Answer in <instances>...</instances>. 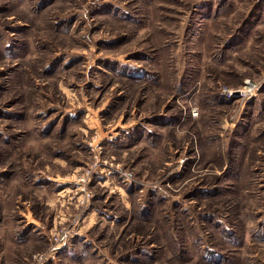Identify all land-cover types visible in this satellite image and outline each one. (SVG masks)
<instances>
[{
    "label": "rangeland",
    "instance_id": "374dc122",
    "mask_svg": "<svg viewBox=\"0 0 264 264\" xmlns=\"http://www.w3.org/2000/svg\"><path fill=\"white\" fill-rule=\"evenodd\" d=\"M0 264H264V0H0Z\"/></svg>",
    "mask_w": 264,
    "mask_h": 264
},
{
    "label": "built area",
    "instance_id": "2783aa9c",
    "mask_svg": "<svg viewBox=\"0 0 264 264\" xmlns=\"http://www.w3.org/2000/svg\"><path fill=\"white\" fill-rule=\"evenodd\" d=\"M56 236L58 237L59 241L66 238V235L63 232H61L60 234H56Z\"/></svg>",
    "mask_w": 264,
    "mask_h": 264
}]
</instances>
